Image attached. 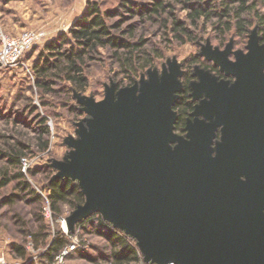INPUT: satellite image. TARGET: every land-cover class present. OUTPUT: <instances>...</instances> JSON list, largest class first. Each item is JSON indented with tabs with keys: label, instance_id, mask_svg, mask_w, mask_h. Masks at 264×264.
Masks as SVG:
<instances>
[{
	"label": "water",
	"instance_id": "1",
	"mask_svg": "<svg viewBox=\"0 0 264 264\" xmlns=\"http://www.w3.org/2000/svg\"><path fill=\"white\" fill-rule=\"evenodd\" d=\"M247 50L231 61L232 41L224 50L202 46L201 55L235 81L195 66L198 81L189 86L206 98L186 137L174 132L182 89L176 62L131 86L111 83L101 101L77 95L87 116L77 138L66 140L67 160L51 164L53 178L76 181L85 196L66 217L68 231L99 213L135 240L145 263L264 264V44L257 28Z\"/></svg>",
	"mask_w": 264,
	"mask_h": 264
},
{
	"label": "trees",
	"instance_id": "2",
	"mask_svg": "<svg viewBox=\"0 0 264 264\" xmlns=\"http://www.w3.org/2000/svg\"><path fill=\"white\" fill-rule=\"evenodd\" d=\"M174 2L186 12L185 20L174 15ZM260 7H264V0H153L146 6L120 2L114 8H103L99 1L89 0L85 10L66 32L44 43L31 63L33 80L43 94L63 92L70 97L74 91L83 93L89 86V66L107 57L124 76L121 81L117 80V84L125 81L132 85L139 73L152 67L154 59L160 58L161 53L155 46L149 47L141 34L136 35V21L124 25L128 20L141 16L144 22L146 19L157 21L164 26L166 34L171 35L170 41L182 44L193 41L194 29L200 21L211 23L214 30L224 36L232 31L236 36H245L255 21L264 28V13ZM27 54H24L22 61H25ZM77 112L82 114L79 110ZM45 120L41 118L39 122ZM40 130L41 133H48L46 125H41ZM23 148L21 144L12 146L4 153L6 166L0 180V187L16 182L14 191L2 198L4 205L13 206L23 201L36 206L33 212L34 225L27 231L23 229L26 222L22 217L17 214L12 217L16 225L22 226L20 230L25 236L24 243H12L9 251L20 264L53 263L77 233L80 238L96 235L106 244L101 248L87 249L80 241L81 244L75 250L64 256L61 264L72 260H83L87 264H139L142 261L134 239L114 228L99 213L77 223L74 232L65 233L58 228L50 232L45 223V203L49 205L51 216L55 217L65 208L76 209L84 203L85 196L76 181L53 178V173L46 167L50 173L44 187V198L21 171ZM28 242L37 251L36 259L30 258V251L26 249Z\"/></svg>",
	"mask_w": 264,
	"mask_h": 264
},
{
	"label": "rangeland",
	"instance_id": "3",
	"mask_svg": "<svg viewBox=\"0 0 264 264\" xmlns=\"http://www.w3.org/2000/svg\"><path fill=\"white\" fill-rule=\"evenodd\" d=\"M88 1L0 0V30L3 33L11 36H15L23 30H40L46 33L41 42L28 50L22 65L0 66V180L6 166L4 153L10 147L21 144L24 147L21 171L30 185L44 198L46 195L44 187L49 173L51 172L53 175L56 173L51 164L54 160H67L71 148L67 146L66 140L71 137L77 138V123L87 116L81 110L77 95L101 101L105 97L106 86L113 82L117 84V80L121 81L124 77L119 72L117 65L105 57V60L94 62L89 66V86L83 93L74 91L70 97H67L63 92L55 95L43 94L34 83L31 71L32 61L45 42L57 38L59 34L68 30L73 21L85 10ZM97 1L103 8L117 7L120 2H130L134 6H146L153 2V0ZM173 6L174 15L185 20L186 12L181 9V6L176 2ZM137 9L139 8L137 7ZM260 10L264 13V7H260ZM141 18L138 16L133 20H128L124 25L136 21V35L141 34L149 47L155 46L161 53V57L154 59L152 67L139 73L133 84L138 83L142 77L147 79L148 70L155 68L161 73L164 68L174 62L181 65L182 73L193 72L195 66L201 68L207 62L201 55L202 46L206 41H209L212 47L223 48L229 41L234 40L237 47H242L241 43L243 42L240 36H236L233 31L224 36L215 31L209 22L200 21L198 27L194 29L193 36L195 38L193 41L180 44L175 40L170 41L171 35L166 34L164 26L157 21L146 19L144 22ZM256 24L255 21L250 28L253 29ZM126 86L131 85L126 84L125 81L117 84L118 89ZM77 110L82 114H78ZM41 118H45V122H39ZM41 125L48 127V133H41ZM46 167L50 169V172L46 171ZM15 183L11 182L7 186L0 187V259L20 264L21 262L15 259L9 251L12 243H24L25 236L20 230L22 226L16 225L12 217L17 214L23 218L26 222L24 230L33 227V212L36 211V206L23 201L13 206L2 203V198L14 191ZM72 211L65 208L55 217H45L48 230L50 232L55 228L67 230L65 220ZM74 231L75 227L71 232ZM71 240L77 241L79 245L81 241L87 249L101 248L106 244L102 238L96 235L80 238L77 233ZM28 251H30V258L36 259L37 251L34 248ZM143 262L142 259L139 264H143ZM64 264H87V262L72 260L64 262Z\"/></svg>",
	"mask_w": 264,
	"mask_h": 264
},
{
	"label": "flooded vegetation",
	"instance_id": "4",
	"mask_svg": "<svg viewBox=\"0 0 264 264\" xmlns=\"http://www.w3.org/2000/svg\"><path fill=\"white\" fill-rule=\"evenodd\" d=\"M254 28H257L258 43L260 45L264 44V28H261L258 23L254 26ZM253 29L250 28L245 36H242V37L240 36V39L243 42L241 43L242 47H237L234 40H231L232 41V52L229 54V60L231 61L236 60L234 52H241L243 54H246L248 52L247 45H248L249 37ZM227 44L223 48H219V47L218 48L220 50H224ZM206 61L207 62L204 63V65L201 68L204 69L205 71H209L213 76L217 77L218 81H221V80L227 81L229 82V85L235 81L234 76L230 74H226L225 72L221 71L220 67L216 65L213 61L211 60H206ZM194 71H195V68H194ZM194 71L182 73L181 77L179 78L180 82L182 83V89L180 92H178V97L173 105V110L177 114V118L174 123V132L183 137H186V134H187V130H186L187 122L190 121V124L195 122L196 116L193 115V112L195 110L196 105L199 104L201 100L206 98L205 95H201L199 96V98H195L193 96V90L191 89L189 85L194 81H198L197 76L193 74ZM185 95H186V98H184ZM198 119H203V118L202 116H199ZM223 127L224 125L222 124L216 128L212 147H215L216 142L221 141V137L223 135V132H222ZM212 156L213 157L216 156L215 150L212 152ZM240 164H243L242 159H241ZM241 179L245 180L244 175L241 176ZM263 224L264 222L262 223V225Z\"/></svg>",
	"mask_w": 264,
	"mask_h": 264
},
{
	"label": "built area",
	"instance_id": "5",
	"mask_svg": "<svg viewBox=\"0 0 264 264\" xmlns=\"http://www.w3.org/2000/svg\"><path fill=\"white\" fill-rule=\"evenodd\" d=\"M46 36L44 31L40 30H26L15 36L7 35L0 30V66L3 67H13L17 65H22V57L28 50H30L35 44L41 42ZM44 216L46 218H51V211L48 203L44 206ZM63 231L67 233L68 231L63 228ZM79 246L77 241H72L68 246H66L60 254L55 257V261L51 264H61L63 258L69 252L75 250ZM26 249L31 250L32 244L28 242ZM0 264H18L12 262H6L3 258L0 259ZM143 264H152L145 263ZM174 264V263H168Z\"/></svg>",
	"mask_w": 264,
	"mask_h": 264
}]
</instances>
